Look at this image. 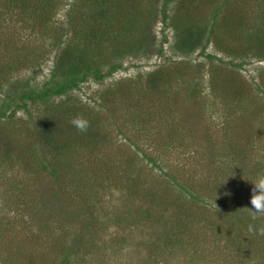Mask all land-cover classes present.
Here are the masks:
<instances>
[{"label":"rangeland","instance_id":"374dc122","mask_svg":"<svg viewBox=\"0 0 264 264\" xmlns=\"http://www.w3.org/2000/svg\"><path fill=\"white\" fill-rule=\"evenodd\" d=\"M72 1H54L48 22L51 33L67 28L65 13ZM155 1L156 16L143 30L152 39L125 55L122 68L52 98L77 97L98 112L107 134L99 152L77 155V171L62 172L59 188L48 182L52 176L40 167H44L37 160L40 144L32 134L38 115L52 101H26L24 108L14 99L6 114L11 108H21L11 118H0V264H61L60 251L72 252L64 264H264V239L260 241L256 233L253 239L245 237L244 227L229 221L231 211L220 200L232 189L240 201L250 200L251 182L264 173V94L260 89L264 57L254 51H235L243 45L245 34H236L239 29L225 34L221 27L216 29L222 36L220 43L210 41L202 49V40L193 52L183 53L178 42L185 33H177L169 19L162 20L164 0ZM205 1L193 6L183 2L181 10H189L190 24H211ZM231 1L226 13L256 23L259 0ZM178 2L167 5L168 14ZM3 10L0 45L5 46L0 47V56L13 44L23 45L27 52L37 48L36 63L13 78L20 80L19 86L26 81L28 87H40L70 32L64 30V42L59 44L49 33L44 36L43 29L40 33L24 28L16 9ZM158 68L168 72L162 77L164 84L155 89L141 86ZM130 79V86H141L132 95L117 93L122 88L112 90L116 81ZM235 88L240 89L239 97L228 92ZM9 89L18 90L15 86L0 90V106L6 93L12 92ZM133 111L146 113V129L135 128L139 124L130 119ZM169 125L187 130L172 147L154 139L156 132ZM211 135L224 149L221 158L208 154L206 143ZM236 148L240 152L235 156ZM141 150L153 160L142 156ZM228 157V164L214 163ZM253 167L256 171L250 172ZM128 172L132 183H139L137 187L126 183ZM209 179L226 183L229 191L222 188L215 195L204 185ZM46 184L56 186L53 191L61 198L55 203L43 204L40 195ZM62 194L69 195L63 198ZM259 217L264 223V214ZM89 245L90 253L85 250Z\"/></svg>","mask_w":264,"mask_h":264},{"label":"trees","instance_id":"16d2710c","mask_svg":"<svg viewBox=\"0 0 264 264\" xmlns=\"http://www.w3.org/2000/svg\"><path fill=\"white\" fill-rule=\"evenodd\" d=\"M54 1L0 0L1 16L5 14L3 8L6 10L8 8L16 9L14 13L18 15V20H22L25 25L24 28L30 31L37 32L40 30L41 33V29H43L46 31L44 36H47L49 33L51 36L58 38L59 44L60 42H64L63 35H66L64 30L67 29L70 32L69 38L65 40V45L60 49L54 60L50 75L42 82L40 87H28L26 81H24L23 86H19L20 80L13 78L23 68H30L36 63L38 55L37 48H33L27 52L23 45L13 44L12 47L6 49V52L9 51L7 54L2 57L0 56V90H6L8 86H15L18 89L17 92L10 89L9 91L12 92L7 91L6 99H3L4 101L2 100L3 103L0 106V118H11L15 115V112L18 110L17 108H21H11L9 115L6 114L10 103L14 99H19L24 108L27 107L26 101H29V103H49L52 101L49 103L51 106L38 115L35 125L32 128V134L34 140H37V143L40 144L41 154L39 158L37 157V160L43 163L44 166L40 167L43 170L46 169L45 171L52 176V178H48V182H55L59 188L60 185L58 184L61 183L59 180H62L60 179L62 172L68 171V168L73 173L77 171L74 165L75 160H77V155L81 152H87L89 154L99 152L105 142V138H107V134L104 131V125L100 121L101 118L98 112L90 107L84 106L77 97L67 96L66 99L60 98L58 101H53L52 98L69 94L90 78H93L95 81H100L122 68L121 60L125 55L135 53L146 40L150 41L152 39L150 37L151 33L146 34L143 30L149 28V21L154 15L156 16L157 9L155 8V0H73L65 13V20L68 24L67 28H61V33H51L52 29L48 22L53 17L55 10ZM171 1L173 0L163 1V5L160 8L162 20L166 22L169 19V24L177 33L181 31L185 33V37L183 36V39L178 42L181 45V51L183 53L193 52L202 40H205L202 49L210 41H213L215 45L220 43L222 36L216 34V29L221 27V31L224 30L223 33L225 34L232 33L233 31L236 33V29H239L236 34H245L243 45H237L234 49L235 51H254V54L264 57V0H259L261 8L254 18L256 23H248L247 18L245 19L239 15L235 17L229 12L226 13L228 9H231L230 6L233 5L231 0H202L200 2L201 5L205 1L207 8L212 14L211 24L209 26L200 22L196 25L190 24L189 10H181L184 1L189 2L193 6L199 0H179L178 5H174L173 10L175 11L168 14L167 5ZM142 3H145V5ZM147 5H149V8ZM190 35L193 36L191 37ZM4 46L5 44L0 45L2 49ZM220 49L225 51V48L220 47ZM232 53L235 54L234 51ZM166 73L168 72L160 70L159 68L152 71L146 76L141 86H145L148 89L158 88L160 84H164L162 77ZM225 74L232 77V73ZM130 81L133 80L116 81L111 88L112 90L122 88L117 93L122 96H130V94L132 95V90L141 87L137 83H135L137 84L136 88L130 86ZM261 83L260 89L264 94V72L261 75ZM228 92L234 94V96H240L238 94L240 93V89L238 88L230 89ZM144 95L141 98H144ZM77 114H82L90 122L88 130L84 133L78 132L70 124V120ZM145 114L143 111L138 113L133 111L130 114V119L139 124V126L135 127L137 130H144L149 125V121L143 117ZM185 131H187L185 127H183V130L179 129L177 131L173 129L172 125L164 126L161 131L155 133L156 138L154 137V139L157 142H159V139H163L167 142L166 144L168 146L172 147L173 141L175 142L176 140L177 142L184 138L183 133ZM248 131L246 132L248 133ZM206 145L208 146L207 151L209 155L215 158H221L219 154L224 149L218 143L216 136L211 135ZM142 151H140L142 156L148 160H153L147 153ZM238 152H240L239 148L233 149L232 151L235 156ZM230 158L216 160L214 163L228 164ZM233 160L234 157H232ZM134 162L135 160H133ZM248 170L250 172L256 171L255 167ZM121 172L124 174L123 168ZM139 174L141 173L139 172ZM162 174L165 178L169 179L168 174H165L164 171H162ZM126 176L128 186H130L129 183L134 187L139 185V183H132L134 179L131 178L129 172ZM204 185L215 195L222 188L227 189V192L229 191V185L226 183L219 184L216 180L212 179ZM220 186L223 187L220 188ZM55 187L53 185H45V189L40 195L44 199L43 204H52L61 198L59 193H54L53 189ZM138 188L140 187L138 186ZM64 189L62 188V191ZM229 192L231 194H224L220 199L221 202H225V210L231 211L228 212L232 218L229 221L234 225L244 227L245 237L253 236L255 232L248 231L249 224L253 225L255 229H259L264 227L262 219L259 215L255 220L251 218L247 209L251 208L250 200L243 198L240 201L237 192H233V189ZM68 195L62 194V197L64 198ZM207 196L209 195L207 194ZM235 199H237L236 202ZM164 235L169 236L167 233ZM236 235L238 234L236 233ZM258 237L260 241H263L264 236L258 235ZM253 238L251 237V239ZM91 247L89 245L85 250L90 253ZM53 250H56V246H54ZM60 252L63 257L61 264H64L66 263V257L70 256V254L72 255V252Z\"/></svg>","mask_w":264,"mask_h":264},{"label":"clouds","instance_id":"9594fccd","mask_svg":"<svg viewBox=\"0 0 264 264\" xmlns=\"http://www.w3.org/2000/svg\"><path fill=\"white\" fill-rule=\"evenodd\" d=\"M70 124L81 133L88 130L90 122L82 114H77L70 120ZM251 189L250 204L251 208H247L251 218L255 220L258 215L264 214V173L259 174L254 182ZM228 193H225L227 195ZM215 205V204H214ZM216 207V205H215ZM249 232H255L257 235L264 236V227L255 229L253 225H249Z\"/></svg>","mask_w":264,"mask_h":264}]
</instances>
